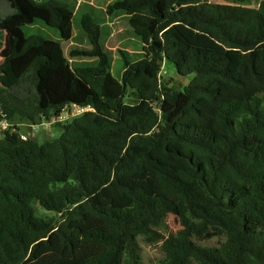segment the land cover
<instances>
[{
  "label": "trees",
  "instance_id": "trees-1",
  "mask_svg": "<svg viewBox=\"0 0 264 264\" xmlns=\"http://www.w3.org/2000/svg\"><path fill=\"white\" fill-rule=\"evenodd\" d=\"M1 1L0 120L94 112L52 124L60 135L42 142L0 130V264H141L136 235L162 241L158 264H264V91L238 75L264 54V0L111 1L106 14L123 11L142 42L119 49V78L89 13L88 46L68 54L93 64L72 66L61 41L23 33L39 19L69 42L90 4ZM164 61L192 75L182 90L160 79ZM171 213L181 227L165 236ZM213 237L223 240L199 243Z\"/></svg>",
  "mask_w": 264,
  "mask_h": 264
},
{
  "label": "rangeland",
  "instance_id": "rangeland-1",
  "mask_svg": "<svg viewBox=\"0 0 264 264\" xmlns=\"http://www.w3.org/2000/svg\"><path fill=\"white\" fill-rule=\"evenodd\" d=\"M71 4L73 9L76 10L78 6L81 8L83 4H90L84 6L83 9L75 16L73 22V38L66 42L62 40L55 28L45 25L41 20L36 19L32 24H28L22 27L23 33L25 35L38 34L45 38L54 39L61 41L66 54L69 56V48L73 46H88L86 37L83 34L82 28L80 26L79 17L83 13H89L94 21L100 26V41L111 50L112 52V73L116 78L121 76V66L119 60V49L133 53L141 51L142 42L134 34L130 33V27L127 22V16L123 11H115L111 15H107L105 10L107 5L113 0H64ZM215 3H230L231 0H210ZM260 0H251V6H257ZM80 4V5H79ZM78 8V9H79ZM9 11V6L6 1H1L0 3V15L3 16ZM260 47L257 49L255 59L251 68L245 69L238 75L241 80L249 84L255 91H264V54H260ZM5 47L0 51V62L5 55ZM70 57V56H69ZM72 66H78L83 64H93L95 63L94 58H88L84 56L70 57ZM165 73L162 75L161 80L167 82L169 85L173 86L176 90H182L192 79V75L181 76L177 73L174 65L168 61H164L162 64ZM128 102H135L136 96L134 94H129L127 97ZM5 127V124L0 123V130ZM36 139L42 142L47 133L49 137L56 138L60 135L61 131L57 128H51L48 132L44 131L42 126L38 125L36 128ZM20 132H28L30 128L27 126H19ZM36 214L45 219H56L58 213L43 209L41 206H36ZM181 227L180 221L177 215L169 214L166 219V228L161 230L165 236L168 233H174ZM136 239L139 244V254L141 257V264H158V261L163 257V251L161 249V243L153 242L150 239L143 238L142 236L136 235ZM223 238L213 237L206 240H201L199 243L201 245L215 246L218 245Z\"/></svg>",
  "mask_w": 264,
  "mask_h": 264
},
{
  "label": "built area",
  "instance_id": "built-area-1",
  "mask_svg": "<svg viewBox=\"0 0 264 264\" xmlns=\"http://www.w3.org/2000/svg\"><path fill=\"white\" fill-rule=\"evenodd\" d=\"M163 69V67H162ZM165 73V71L160 70L159 72V77L160 79L162 78V75ZM86 112H94V108L91 105H79V104H67L63 106L60 111L53 113L48 120L43 119L40 123H26V122H21L18 124H13L8 122L5 119L0 120L1 124H5V127L3 129H9L11 128L12 131H19L16 129L14 126H27L30 128V131L28 132H20V136L23 140H26L27 138L33 136L36 137V127L38 125L42 126L43 130L48 132L50 129L51 125L54 123H63L69 119H72L76 116L82 115ZM0 114H3L2 111L0 110ZM2 129V130H3Z\"/></svg>",
  "mask_w": 264,
  "mask_h": 264
},
{
  "label": "water",
  "instance_id": "water-1",
  "mask_svg": "<svg viewBox=\"0 0 264 264\" xmlns=\"http://www.w3.org/2000/svg\"><path fill=\"white\" fill-rule=\"evenodd\" d=\"M132 88L131 87H129V90H131Z\"/></svg>",
  "mask_w": 264,
  "mask_h": 264
}]
</instances>
